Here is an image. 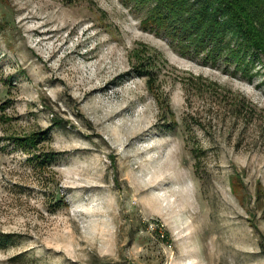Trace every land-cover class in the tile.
I'll list each match as a JSON object with an SVG mask.
<instances>
[{
  "label": "rangeland",
  "instance_id": "rangeland-1",
  "mask_svg": "<svg viewBox=\"0 0 264 264\" xmlns=\"http://www.w3.org/2000/svg\"><path fill=\"white\" fill-rule=\"evenodd\" d=\"M155 4L0 0V264H264V60Z\"/></svg>",
  "mask_w": 264,
  "mask_h": 264
},
{
  "label": "trees",
  "instance_id": "trees-1",
  "mask_svg": "<svg viewBox=\"0 0 264 264\" xmlns=\"http://www.w3.org/2000/svg\"><path fill=\"white\" fill-rule=\"evenodd\" d=\"M155 1L143 29L167 31L182 57L193 47L194 55H203L214 65L221 58L234 63L235 72L247 69L258 57L264 60V0ZM30 140L35 145L33 137L23 141Z\"/></svg>",
  "mask_w": 264,
  "mask_h": 264
}]
</instances>
